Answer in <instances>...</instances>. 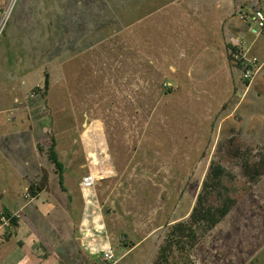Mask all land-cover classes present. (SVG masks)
<instances>
[{
  "label": "rangeland",
  "instance_id": "obj_1",
  "mask_svg": "<svg viewBox=\"0 0 264 264\" xmlns=\"http://www.w3.org/2000/svg\"><path fill=\"white\" fill-rule=\"evenodd\" d=\"M256 6L264 12V0H0V119L23 139L0 169V214L23 183L11 170L21 144L29 182L45 169L56 197L53 210L46 195L13 206L18 230L0 221V264H82L73 236L83 228L108 236L114 258L99 264H161L211 162L243 177L229 142L264 158V29L247 21ZM231 44L258 59L252 83L229 61ZM53 140L67 191L48 159ZM197 230L165 264H264V175L215 228Z\"/></svg>",
  "mask_w": 264,
  "mask_h": 264
},
{
  "label": "trees",
  "instance_id": "obj_2",
  "mask_svg": "<svg viewBox=\"0 0 264 264\" xmlns=\"http://www.w3.org/2000/svg\"><path fill=\"white\" fill-rule=\"evenodd\" d=\"M249 18V15H247ZM249 24H254L252 20L248 19ZM230 54L229 61L243 71L246 69L243 60L235 58L234 54L241 52L237 45H229ZM51 87L50 74H45L44 81V95ZM40 91V88L36 89ZM233 139L229 142L230 149L227 152L231 157H236L243 169V177H239L234 171L225 166V164L215 159L211 162L207 177L203 183V188L197 197L196 204L192 210L189 220L186 222H177L171 226L165 243L160 248L159 263H169V257L174 247H186L187 243H194L197 240V228L202 230H212L215 228L231 210L239 204L246 196L252 192L255 184L264 175V158L256 159L245 155L238 149H231ZM57 142L53 140L49 150L48 159L54 165L56 174L58 175L59 183L63 191H67L65 186V163L60 159L59 153L56 149ZM40 148V147H39ZM41 149V148H40ZM42 150V149H41ZM50 177L48 172L44 169L41 174V179L29 184L28 191L31 198H37L40 193L49 190ZM5 216L12 228L18 230L19 218L10 210L5 208L0 214ZM11 231L8 237L13 236ZM82 264H99V258L84 254L82 257Z\"/></svg>",
  "mask_w": 264,
  "mask_h": 264
},
{
  "label": "crops",
  "instance_id": "obj_3",
  "mask_svg": "<svg viewBox=\"0 0 264 264\" xmlns=\"http://www.w3.org/2000/svg\"><path fill=\"white\" fill-rule=\"evenodd\" d=\"M251 15L252 14H250L249 16H251ZM251 31L255 35L260 34L259 31L255 27H253ZM4 117H5V115H4ZM11 125L12 124H11L10 119H7V118L0 119V161H1L0 169L1 170L6 169L7 165L9 164L8 155L10 153L7 154L6 151H11L13 153V151H14V149H13L14 143L13 142H17L16 144H20L23 142V139L18 140V141H13V135H11L12 133H11V131H9V127H11ZM25 147H26L25 145L21 144L19 146L20 155L18 156V160L17 161L12 160L14 163L12 164L11 170L18 171L19 175L21 176V180L23 183L21 185H19L16 189L12 190V192L10 191L11 193H9L10 196L8 198L9 199L8 206H10L11 208L10 207H9L10 209L8 207L7 208H8V210H10L13 213L16 212V210L12 209V207L13 206L15 207L16 204L22 205L21 210H23L26 207L29 208L30 207L29 205H32V203L34 201H38L42 195H46L45 196L46 197L45 202H47L46 208L47 209L51 208L53 210V207H55L53 200H55L56 197L54 198V196L53 197L49 196L50 190H51L50 184H49V190L43 191L42 193H40V195L37 198H31L30 200H26V202H21V201H24V198H23L22 194L20 195V192L22 189H26V188L28 189L29 184H30V182H29L30 169L34 168V165L31 164V162H30V160H31L30 157L28 156V154L26 152L24 153ZM2 182H3V179H2V177H0V183H2ZM82 190L84 192L86 191L85 188H83ZM6 191H7L6 189L1 188L0 189V196L3 195V197H4ZM68 205H67V207H68ZM35 208L38 209L37 206H35ZM46 208H44V212H45ZM51 209H50V211H51ZM17 211H19V210H17ZM14 214H17V213H14ZM84 221L85 220H83L82 222H84ZM83 225L88 226V220H86ZM22 232H23V229H22ZM18 233H19V231H18ZM18 233L14 234L13 238H18V236H19ZM51 235L52 234H49V237ZM57 237H60L58 233H57L56 238ZM73 237H74V240L77 242V244L78 245L80 244L79 247H81L83 249V250L82 249L79 250V253L81 256H83V253H84V254H89L91 256H95L97 258H101L102 255H104L105 253H107L110 250V244L108 242V236L107 235L96 234V233L90 231L89 229L85 230L83 228L81 230V232L77 233V235L74 233ZM56 238H55V240H56ZM50 239L53 240L52 237ZM60 239H61V237H60ZM18 243H20V241ZM80 264H81V262H80Z\"/></svg>",
  "mask_w": 264,
  "mask_h": 264
},
{
  "label": "built area",
  "instance_id": "obj_4",
  "mask_svg": "<svg viewBox=\"0 0 264 264\" xmlns=\"http://www.w3.org/2000/svg\"><path fill=\"white\" fill-rule=\"evenodd\" d=\"M241 19L244 20L245 19L244 16H241ZM248 19L252 20L254 24H257L258 27H260V29H264V12L260 9V7L256 6V9L252 13V15L249 16ZM234 56L238 60L244 61V65L246 66V69L243 72L244 77L249 83H252L253 80L255 79V76L258 74L260 70V68L257 66L258 59L257 58H254V59L247 58L246 54H243L240 51L235 53ZM95 181L96 180L93 175H88L84 177L83 179V186L91 187L95 184ZM1 220L4 222L8 221V219L4 215L1 217ZM105 258L106 260H112L114 258V255L111 250L105 253Z\"/></svg>",
  "mask_w": 264,
  "mask_h": 264
}]
</instances>
